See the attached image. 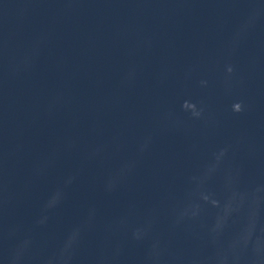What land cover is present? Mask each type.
<instances>
[{"label": "clouds", "instance_id": "1", "mask_svg": "<svg viewBox=\"0 0 264 264\" xmlns=\"http://www.w3.org/2000/svg\"><path fill=\"white\" fill-rule=\"evenodd\" d=\"M238 111H240V108L238 109Z\"/></svg>", "mask_w": 264, "mask_h": 264}]
</instances>
